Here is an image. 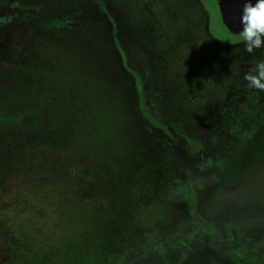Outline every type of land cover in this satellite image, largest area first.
Returning a JSON list of instances; mask_svg holds the SVG:
<instances>
[{
  "label": "rangeland",
  "instance_id": "rangeland-1",
  "mask_svg": "<svg viewBox=\"0 0 264 264\" xmlns=\"http://www.w3.org/2000/svg\"><path fill=\"white\" fill-rule=\"evenodd\" d=\"M260 60L216 0H10L3 264H264ZM185 80L215 87L196 114Z\"/></svg>",
  "mask_w": 264,
  "mask_h": 264
},
{
  "label": "clouds",
  "instance_id": "clouds-1",
  "mask_svg": "<svg viewBox=\"0 0 264 264\" xmlns=\"http://www.w3.org/2000/svg\"><path fill=\"white\" fill-rule=\"evenodd\" d=\"M243 30L240 38L249 54L264 48V0H246L242 9ZM250 89L264 91V60H260L244 75Z\"/></svg>",
  "mask_w": 264,
  "mask_h": 264
},
{
  "label": "trees",
  "instance_id": "trees-1",
  "mask_svg": "<svg viewBox=\"0 0 264 264\" xmlns=\"http://www.w3.org/2000/svg\"><path fill=\"white\" fill-rule=\"evenodd\" d=\"M10 0H0V9L4 8L5 5ZM186 81L185 89H183V86L180 82L177 83V85L180 83L181 87L178 86V92L176 93V99L180 103L181 109L189 110L191 114L195 113V107L196 103H205L209 104L212 102L213 99V93L215 87L212 85V83L206 82V84L202 85V82H192V81ZM107 93L105 94V96ZM104 99V98H103ZM108 101H111L112 99L105 98ZM104 99V100H105ZM105 102L107 103V101ZM108 104V103H107ZM196 114V113H195ZM0 264H3V260L0 257Z\"/></svg>",
  "mask_w": 264,
  "mask_h": 264
},
{
  "label": "water",
  "instance_id": "water-1",
  "mask_svg": "<svg viewBox=\"0 0 264 264\" xmlns=\"http://www.w3.org/2000/svg\"><path fill=\"white\" fill-rule=\"evenodd\" d=\"M216 2L226 30L234 35H240L243 30L242 9L246 0H216ZM252 3H256V0H252Z\"/></svg>",
  "mask_w": 264,
  "mask_h": 264
}]
</instances>
